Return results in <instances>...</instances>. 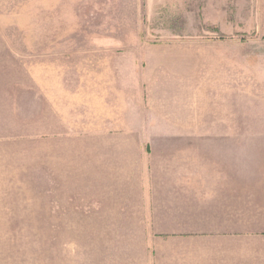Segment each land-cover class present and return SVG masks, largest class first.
Wrapping results in <instances>:
<instances>
[{
    "label": "rangeland",
    "instance_id": "1",
    "mask_svg": "<svg viewBox=\"0 0 264 264\" xmlns=\"http://www.w3.org/2000/svg\"><path fill=\"white\" fill-rule=\"evenodd\" d=\"M184 132L237 134L264 263V0H0V139L25 150L0 229L134 225L133 159Z\"/></svg>",
    "mask_w": 264,
    "mask_h": 264
},
{
    "label": "crops",
    "instance_id": "2",
    "mask_svg": "<svg viewBox=\"0 0 264 264\" xmlns=\"http://www.w3.org/2000/svg\"><path fill=\"white\" fill-rule=\"evenodd\" d=\"M127 135L137 140L135 134H102L105 140ZM154 140L174 143L133 159L129 173L136 188L128 204L134 212L117 213L116 219L136 224L0 229V264H264L255 259L259 237L244 227L243 221L253 219L246 216L253 213L247 202L252 192L240 199L238 192L248 189L253 177L252 167L239 166L237 134L184 132ZM20 141L0 139V209H6L13 190L24 188Z\"/></svg>",
    "mask_w": 264,
    "mask_h": 264
}]
</instances>
